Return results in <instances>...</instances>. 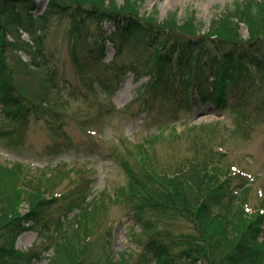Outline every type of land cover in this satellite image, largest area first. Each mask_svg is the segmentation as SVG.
Returning a JSON list of instances; mask_svg holds the SVG:
<instances>
[{"label":"trees","instance_id":"1","mask_svg":"<svg viewBox=\"0 0 264 264\" xmlns=\"http://www.w3.org/2000/svg\"><path fill=\"white\" fill-rule=\"evenodd\" d=\"M145 1L50 0L44 14L35 15L36 0H0V120L24 119L30 114L38 118L37 109L43 108L37 103L39 98L62 105L64 84L56 75L57 63L51 61L54 53L47 49L45 35L35 31L38 18L60 15L71 19L70 52L95 93L94 82L112 94L121 77L132 71L137 79L149 78L146 86L162 89V99L188 112L201 105L225 110L231 107L229 91L240 90L239 102L233 105L241 118L231 130L236 134L247 130L245 123L264 121V79L256 81L247 72L259 66L264 73V0H237L210 23L196 11H189L183 20L176 10L161 19L157 6L143 14ZM243 24L249 30L247 37L241 31ZM24 31L29 38H23ZM107 41L118 49L126 43L144 44L147 49L130 64L103 67ZM80 51L86 53L87 63L80 60ZM195 61L200 64L199 75L203 67L209 68L215 73L213 80L190 78L195 70L190 65ZM47 65L54 68L46 69L51 72L48 78L41 74V82L57 92V99L28 93L20 70ZM181 70L182 83L175 85ZM194 84L199 87L189 89ZM247 93L256 98L251 112L244 110ZM75 96L70 92L67 99ZM154 139L152 134L133 142L139 155L129 145L125 156L117 154L128 182L109 194L108 202L104 192L89 198L94 178L88 175L68 191L57 192L55 178L67 170L66 165L24 177L25 163L0 162V264L30 263L34 254L17 249L16 240L39 223L49 229L45 237L46 248L53 249L50 264H264V210L245 209L246 181L238 183L231 169L222 167L220 154L203 153V146L180 166L158 169ZM120 201L127 203L142 228L132 236L142 248L122 251L116 257L110 229L100 251L95 252L94 220L108 204ZM53 205L56 218L48 219ZM181 221L189 230L172 226H180Z\"/></svg>","mask_w":264,"mask_h":264},{"label":"rangeland","instance_id":"2","mask_svg":"<svg viewBox=\"0 0 264 264\" xmlns=\"http://www.w3.org/2000/svg\"><path fill=\"white\" fill-rule=\"evenodd\" d=\"M235 2L236 0H146L140 11L148 14L157 6L160 17L165 18L171 11L176 10L181 20L189 11H196L200 18L209 23ZM49 3L50 0H36V12H43ZM69 24V20L64 17L54 16L49 19L45 28H49L50 35L46 41L49 40L47 49L54 53L52 61L58 63L59 75L70 82L72 93H76V96L67 99L64 90H61V106L39 98L37 103L43 106L37 109L41 119H36L30 114L24 118L25 122L17 119L0 120V162H24L27 165L24 177L27 174L38 176L57 164L66 165L67 170L55 178L57 192L68 191L72 184L80 183L88 175L94 178L89 198L104 192L108 202V195L128 182V176L121 168L117 154L125 156L124 149L129 145L134 154L139 155L141 151L133 142L143 141L145 137L153 134L155 139L152 149L156 152L154 165L158 169L180 166L196 155L200 146H203V153L208 150L210 153L217 151L222 167L230 168L237 176L238 183L246 181L249 190L245 209L252 212L261 207V210H264V121L245 123L244 128L247 130L238 134L231 131L241 121L237 114L239 108L233 106L238 101L240 90L229 91L228 103L231 107L225 110L203 105L192 109L191 112L177 108L168 99H162V89L146 86L148 77L137 79L131 72L124 74L117 82L114 94H108L101 86L97 87L95 93L85 83L84 77L77 72V66L73 63L69 52L70 45L67 43ZM241 31L244 36L249 35L246 25L242 26ZM144 49H147L144 44H128L116 52V49L108 44L102 63L104 66L127 65L144 52ZM84 54L82 52V56H85ZM87 61L85 59V63ZM199 65L198 61L191 63L190 67L195 70L190 78L197 82L211 81L215 73L203 67L204 76L201 77ZM49 66L53 67L47 65L41 69H20L25 82L28 83V93L33 92L41 96L49 94L51 98H58L54 89L41 82V74L47 75L48 78L51 73L46 70ZM104 71L113 72L106 68ZM261 71L259 66L247 70L256 81L264 79V73ZM182 75L183 70L175 85H181ZM198 87L194 84L189 89ZM247 89H250L249 86ZM244 98L248 99L244 110L251 112L255 108L256 98L249 93ZM29 167L30 170L27 169ZM55 207L56 205H53L50 208L48 219L56 218ZM23 210L26 211L25 208ZM132 212L127 203L121 201L108 204L99 212L93 225L95 252L100 251L103 237L110 229V242L116 257L122 251L142 248L132 239L135 234L133 232H141L138 226L132 228L135 224ZM51 226L53 228V225ZM172 226L189 230V226L182 221L180 226ZM46 230L47 227L40 223L32 230L25 231L18 238L17 247L29 248L41 256L45 253ZM146 239L147 237L143 242ZM40 256L31 264H49L48 257Z\"/></svg>","mask_w":264,"mask_h":264}]
</instances>
